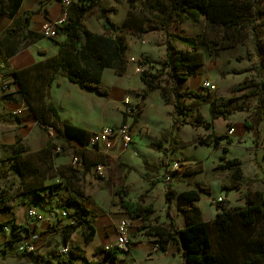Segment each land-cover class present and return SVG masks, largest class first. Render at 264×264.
<instances>
[{
	"label": "crops",
	"instance_id": "crops-1",
	"mask_svg": "<svg viewBox=\"0 0 264 264\" xmlns=\"http://www.w3.org/2000/svg\"><path fill=\"white\" fill-rule=\"evenodd\" d=\"M29 11H32L33 14L26 20L25 18ZM60 14L61 2L58 0H0V82L3 79H9V90L7 92H2L0 89V124H2L0 130H4L8 132V134H28L23 138L27 143L25 147H28L26 149L22 147L25 154L37 155V153H39L40 156H45L47 159L48 154L44 151L42 152V150L49 148L51 140L48 138V134L52 135V133L48 130L49 133L46 134L45 130L47 128H53L60 133V136L57 137L55 141L63 146V155H52L53 163H51V170L53 173L56 171H63L65 173V178H61L57 173V175L53 174L54 177L59 179L62 186L67 187L68 182H70L74 188L80 185V189L78 190H81L80 192L91 201L88 202L85 200L83 204L89 211L87 217H92L94 219L95 226V236L92 240L86 243L83 242L79 225L76 230L71 233L66 243L62 240V245L70 246L72 244H78L81 248L84 245L85 248L83 249L86 251L87 244L94 242L89 249V251H91L93 248L96 250L97 248L103 247L106 242H103L102 238L113 239L116 219L119 222L120 219L127 218L123 210V214H120L118 211L109 208L112 200V197H109V191L113 189L112 184L108 182V175L111 173L110 170L117 174L115 175L116 185L114 186V190L122 183V180L126 176L125 182L130 185L128 196H130V192L133 189H137L136 199L131 200L141 202L142 204H152L154 209V199L161 196V194L164 196L165 186L162 182V178L165 172H172L173 178L170 182H172V189L177 196V194L182 191L193 190L194 188L192 186L194 185L196 187L197 178L192 175L200 174L205 171L204 166L202 170L200 168L196 169V171L193 169V174H188L186 170L182 171L174 168L175 165H177L179 168L185 169L188 165L183 162L180 165L174 163V160L179 158L177 155L172 157L171 153L182 150L189 145L195 146V144H191V142H195V139L199 135L195 134L194 137V134H190L189 137L188 134H186L184 137H180L177 133L181 128L196 124L195 127H192L194 131L204 127L205 131L200 135L205 137L209 133L220 135L224 127L229 123L233 128V137L230 136L228 138L231 140V144H234L235 137L239 138L240 136L238 135V129H245V121H240L239 124L234 121V115L238 113L237 111H233L228 119L225 120L221 117L211 119L209 113L207 117H204L200 108L203 106L208 112V104H204L194 108V111L200 112L195 116H199L200 121L193 120L194 116L191 112L192 110L189 108L187 113L190 114L188 116L176 115L175 118L177 121L176 124L173 125L172 106L164 102L159 88L152 89L145 99H141V93L145 84L138 73L139 68H136L132 62L139 58H146L148 61L151 60L149 56L151 55V49L144 47L149 45H145V41L149 42V36H145V40H142L140 43H138V40L136 41L137 38L133 36L123 41L124 48L122 51V59L125 60L123 72H118L114 67H104L102 69L100 73L101 82L109 88L106 97L81 89L75 83L69 81L64 73L54 66L53 58H55L58 53L59 47L61 46L64 50L67 49L63 44L64 34L61 28L58 29L53 38H44L41 33L43 24L53 22L60 17ZM81 27L89 32H97L95 28L89 30L90 26L84 24V19L81 21ZM163 47L164 45L159 46V48ZM78 48L79 43L74 42L73 48H68L67 59L70 58L68 56L75 57L77 66L85 67L80 61L81 54ZM158 55L162 57L164 53L160 52L156 54V59ZM68 60L72 61L73 59ZM141 69H147V67L141 66ZM195 77L196 76H191L187 80ZM183 83H185L182 87L183 89L188 88L198 92V90L192 86L195 83L194 81L186 84L185 80ZM181 85L183 84L181 83ZM214 90L210 92L211 95H215L213 94ZM154 95L156 96V105L160 107V110L155 107L151 108V98ZM123 98H128L131 104L137 108L135 117L130 126L132 143L127 149L122 150L119 143H114L107 150L101 147H91L88 146L87 143L80 144L73 138H67L60 131L62 122H68L88 132L96 131L105 125L118 126L125 120L121 112V101ZM189 102H191V100L187 99L184 101V104L188 105ZM50 106L55 109L57 117L51 113L49 109ZM163 109L168 111L170 116V122H168L169 126L166 130H174L165 143V148H168V165L166 168L162 165L161 153L155 149V146L157 142H159L162 134L167 131L163 129H157L156 131L151 130V121L156 125ZM96 123H101V125H99L100 127L96 126ZM36 124L43 128L39 126L44 134L36 130ZM44 124H50L51 127L47 126L46 128ZM215 126L218 130L215 129ZM255 136L256 134H251V138ZM135 137H137V141ZM23 139L17 136L10 146L11 151L12 147L16 146L18 141ZM220 144L218 145L219 147ZM71 151L80 152V157H78L80 165L77 168L63 166L66 165L67 162H71L72 155L69 156ZM142 155H144V157L142 160L138 161V158ZM96 159L105 164V169L100 178L94 176ZM41 167H43V165ZM45 180L43 183H47V180ZM156 180L160 181L157 182ZM176 187H180V189L178 190ZM64 189L68 197L71 190ZM40 191L42 190H39L38 193ZM154 191L156 192L155 195L153 194ZM55 192H48L49 196L44 197L42 195L38 197V199H40L39 201L41 202L49 199L47 203L51 206L52 203L57 201L58 194H55ZM32 194L34 197H37L34 193ZM143 194L144 197L141 200ZM209 202L208 200V203ZM208 205L209 208H207V211H203L202 208H199L201 217L205 222L212 221L216 214L214 206ZM14 207L15 204L10 210L0 211V218L3 219V222L9 224L13 223L18 226L17 228L25 225L24 230L27 231L28 235L36 233L38 230L44 228L43 224L45 223V219L42 222L39 221L36 223L30 218H25L24 212L20 207ZM67 208L76 209L74 205H67ZM47 213L48 212H45V214ZM154 213L155 212H153V214ZM45 214H43V217H45ZM155 216L158 217L156 223L168 224L169 219L166 216V207L165 214H155ZM155 216L153 218H155ZM129 220L134 221L131 219ZM135 221H139V219H135ZM172 221L175 227L181 228L176 225L174 219ZM109 222H114V224L108 227L107 236L105 237L104 226ZM0 232L4 233L5 236V240H2L3 243H0V254H3V256H0V260L4 261V258L8 259L11 255L14 250V245H17L18 242L6 243L9 237L8 235L12 233L10 229L6 232L0 229ZM74 233L78 235L76 238L73 237ZM95 237L97 238L94 240ZM148 238L151 239L148 240V243H137L133 245L131 242L130 249L126 253L119 254L117 252L116 258L112 261V264H133V251L137 246L142 247V256L138 261L142 264H181L182 250L175 240H169L165 250L158 248L156 251L152 252L151 246L154 241H157L156 236L148 235ZM23 240L27 241L28 238L25 239L24 237ZM104 248L106 252L107 249L106 247ZM95 262L98 263L97 260Z\"/></svg>",
	"mask_w": 264,
	"mask_h": 264
},
{
	"label": "trees",
	"instance_id": "trees-1",
	"mask_svg": "<svg viewBox=\"0 0 264 264\" xmlns=\"http://www.w3.org/2000/svg\"><path fill=\"white\" fill-rule=\"evenodd\" d=\"M61 2V0H58ZM84 3L80 0L72 2L69 7V20L67 24L61 27L64 34L63 44L66 50L59 47L58 53L53 58L54 66L60 69L67 79L81 89L94 92L106 97L109 88L101 82L100 73L104 67H114L118 72H123L124 67H119L122 63V51L124 48L123 41L104 35H94L88 30L81 27V21L92 12L97 19L102 21L105 30L108 29L107 15L114 13V8H105L100 4V0H86ZM158 13L154 16L152 23L144 24L140 32L145 34L150 31H162L163 37L161 43L165 46V54L162 57L161 68L155 72L143 69L140 74L141 80L145 87L141 93V99H145L148 93L155 88H159L165 103L172 106L173 125L176 124L174 114L188 116V105L184 100H191L196 105L208 104V113L211 119L221 117L224 120L233 113L231 105L234 97L223 95H211L210 93L202 94L193 89L182 88L181 83L196 73L191 70L190 56L199 49L198 40L195 37L184 36L171 32L169 28L175 22L188 21L195 24L200 16L205 17V26L207 29H219V35L216 39L206 42V49L209 55H214L217 47L230 38V33L243 31L242 42L246 47L248 57H251L250 49L253 48L257 53L263 48L260 43V30L263 22L259 23L258 19L262 17L263 10L259 6L258 0H163L157 8ZM33 14L27 12L26 20ZM58 31V30H57ZM79 43L80 61L85 67H79L76 58L67 59L68 48H73V43ZM179 42L189 50H181L175 46ZM66 58V59H65ZM124 61V60H123ZM141 66H148L149 61L146 58L138 59ZM120 62V63H119ZM123 64V63H122ZM253 71L248 80L236 85L233 91H247L249 94L264 95V80L261 74V65L258 60L250 68L236 69L235 73H244ZM164 72L168 87H160L157 79ZM54 73V72H53ZM52 80V77H51ZM51 113L57 117L55 109L49 107ZM198 121L200 117L197 116ZM245 127H249L244 122ZM42 125V124H41ZM47 128L50 124H44ZM196 126V124H192ZM227 128L231 127L228 123ZM60 131L67 137L73 138L80 144H86L91 132L83 128L72 125L68 122H62ZM170 134L165 132L159 139L158 148L163 151L161 162L164 168L167 167L168 148H162V144L168 140ZM226 138V139H225ZM223 140L227 145L231 140L226 137L225 133L215 135L209 133L198 140L199 144L218 146ZM53 144L49 143V148L42 150L48 154L45 156L25 154L24 150L18 144L12 147L10 156L14 169L20 178V185H25V193H34L35 196L41 197L39 190L47 188L48 192L54 193L55 189L51 185L43 186V182L48 174L42 169V163L46 164L47 171H52L53 163ZM223 152L227 151L226 146L222 147ZM52 153V154H51ZM221 162L215 169L228 170L230 180L222 185L225 189H239L245 182L250 179L242 175L241 161L237 158L226 159L225 155L220 156ZM70 169V168H68ZM196 170V169H195ZM71 171V170H70ZM61 178H65L63 171H56ZM167 173H170L167 171ZM188 173V172H187ZM52 174V175H53ZM126 176L122 183L114 190L116 197L112 203L118 205L125 213L126 217L131 220L139 219L140 228L144 229L148 235L156 236L159 248L165 250L169 240L177 242L182 250L181 264H264V220H262L257 238L254 240L251 233L245 232L246 227L253 225L258 214L264 215V195L260 191H255L252 195L248 192L244 194L243 205H230L227 198H222L216 205V214L212 221L205 222L201 217L199 207L196 205L200 198V191L186 190L177 194L180 204V211L184 214L185 225L181 228L174 226L172 221V199L175 191L172 189V183L168 182L164 190L166 204V216L169 219L168 224L151 223V216L154 212L152 204H142L138 201L131 200L128 195L130 185L125 182ZM157 182L160 180H156ZM264 184V176L260 179ZM66 189H70L67 205H74L76 209L74 214H70V223L62 225L59 229L62 240L66 243L73 231L80 225V234L83 242H88L95 236L94 219L87 217L88 210L83 202L86 200L81 190L72 187L67 183ZM22 192V193H24ZM17 193L7 194L0 189V211L10 210L14 205L13 200ZM144 194L141 196V200ZM239 223V228H232L233 220ZM158 221V217L155 216ZM6 224H0V229ZM8 227V226H7ZM216 244L217 252L214 251ZM68 252L60 259L62 264H98L86 257L85 252L80 245L72 244L68 246ZM108 259L114 261L117 249L114 246L106 250ZM62 255V254H60Z\"/></svg>",
	"mask_w": 264,
	"mask_h": 264
},
{
	"label": "rangeland",
	"instance_id": "rangeland-1",
	"mask_svg": "<svg viewBox=\"0 0 264 264\" xmlns=\"http://www.w3.org/2000/svg\"><path fill=\"white\" fill-rule=\"evenodd\" d=\"M76 1L77 0H73V2ZM80 1L84 3L87 2L86 0ZM162 1L163 0H100V4L103 7H112L115 9L114 13L108 14L106 17L108 29L105 30L103 28L102 21L96 18L94 12L83 18L84 24L90 26L89 30H93L94 28L96 29L97 32H90L91 34L104 35L112 38H117L122 41H124L128 37L133 36L136 37V41L138 40V43H140L142 40H145V36H149V42L145 41V45H149L144 47L151 49V55L149 56L152 61L150 60L149 65L146 67L150 72H155L161 68L163 57H160L158 55L156 59V54H159L160 52L165 54V46L163 48H159L160 45H163L161 43L163 33L159 30L150 31L148 33L143 34L140 32V28L144 24L152 23L155 20L154 16L158 13L157 8L159 7ZM258 1L260 8L263 10V15L258 19V22H263L264 24V0ZM262 27L263 26H261L259 30L260 43L263 45V48L260 50V53H257L253 48H251L250 58L248 57L246 47L242 42L243 31L241 30H238L234 33H230V38L224 41V43H222L221 45H219L215 51V54L211 56L208 54V51L206 49V42L211 39H216L219 35V29L216 27L214 29H207L205 26V17L200 16L195 24H191L188 21L175 22L169 28L171 32L178 33L184 36L195 37L199 43L198 51L192 53L190 56V63L192 65L191 70L196 73V77L186 80V84L194 81L195 83L192 86L197 89L198 92H201L203 94L210 93V91L203 92L200 90V82L202 78H208L211 83L215 85L216 88L213 91V94L223 96L232 95L234 97V101L231 105V108L233 109V111L238 112L234 115V121L237 122V124H239L240 121H246L249 126L248 128L245 127V129L242 130L238 129V135L240 136L239 138L235 137L234 144L227 145L225 143V140H223L220 144V147H217L214 144L205 145L198 143V140L202 137L200 134L205 131L204 127H201L197 131H194V129L192 128L194 126L190 125L183 127L178 131L177 134H179L180 137H184L186 134H188V136L190 134H194L195 137V134H199L195 139V142H191V144H195V146H186L182 150L171 153V156L174 157L177 155V157L179 158L175 159L174 163L180 165L183 162L188 165V167H186L185 169L179 168V166L177 165L175 167V169H180L182 171L186 170L188 174H193V169L200 168L202 170L204 166L205 171L203 173L192 175L196 176L197 178V183L195 184L196 187L194 185L192 187L195 190L201 189L200 199L195 203L199 208H202L203 211L208 210V204L213 205L216 210V205L219 201L218 199H222L224 197L230 201V205H243L245 192H248L250 195H252L255 191H260L264 195V184L260 181V179L264 176V95L249 94L247 91H233V88L236 85L248 80L251 73H253L252 70L246 71L244 73H235L234 70L250 68V66H252L257 60L261 65V74L264 80V28ZM175 46L177 48H180L181 50H189L186 46L179 42H176ZM122 63L119 64L120 68L125 66V60H122ZM132 63H134L136 68H139L138 73L141 74L142 69L139 61L135 59ZM164 72H161V75L157 79V83L160 87L167 88L169 85ZM182 84L183 85L181 86L183 87L185 83L182 82ZM197 106L198 105H196L192 101L188 103V107L192 110L191 112L194 116L193 120H199L195 116L197 113L200 112L194 111V108ZM152 107L158 108V110H160V107L156 105L155 95L151 98V108ZM200 108L203 116L207 117V109L203 106ZM176 115L178 114H174V118L176 117ZM132 122L133 120L131 121V124ZM168 122H170V116L168 114V111L163 109L162 114L159 116L158 123L155 125V123L151 121V130H166L169 126ZM95 125L100 127L99 125H101V123H96ZM0 126L2 127V124H0ZM39 126L40 125L38 124L35 125L36 130L39 131V133L44 134V132L41 131L43 128L40 126L42 128L41 129ZM215 129L218 130L216 126ZM227 129V127H224L221 134L225 133L226 137L228 138L232 136L233 132L232 134H228L226 132ZM48 130L52 133V135L48 134ZM173 131V129H170L167 132L169 134H172ZM45 132L46 134H48V138L51 140L50 142L54 146L53 154L56 156L63 155V146L59 143H56L55 141V139L60 136V133L53 128H47ZM251 134H256V136L254 138H251ZM25 135L28 134H8V132L0 130V189L6 191L7 194L17 193L16 197L13 200V203L15 204V207H20L21 210H23L25 218H30L36 223L39 221L42 222L45 219V223L43 224L44 228L36 232L37 234H39V238L34 242V250L29 253L20 254L18 252V246L24 245L26 242H28L31 234L28 235L27 231L24 230L25 225H22V227L17 228L18 226L14 225L13 223H5L3 222V219L0 218V224H6L9 227L10 232H12L8 235L9 237L6 240V243L18 242L17 245H14V250L8 257V259L4 258V261L0 260V264H62V262H60V259L63 258V255H60L58 251L63 243L62 235L59 231V228L64 224L72 222L70 214H74V210L71 208H67L68 197L64 186L61 185L57 177H54V175L52 176V171H47L48 167L46 164L42 163V169H44V172L48 174L49 177H47V181L45 180L47 183L43 184L44 186L51 185L53 189L57 187V190H55V194H58L57 201L52 203L50 206L47 203L49 199L41 202L39 201L40 199H38V197H34L32 193L24 192L26 186L22 185L21 187L20 179L14 169V164L10 160V156L12 154L10 146L13 144L14 139H16L17 136L22 137L23 139ZM135 138L137 141V137ZM166 142L167 141L162 144V148H165ZM18 145L25 149L28 148L25 147L27 145L25 139L18 141ZM158 146L159 143L157 142L155 149L158 150L162 156L163 151H161ZM223 146H226V152H223ZM57 148L60 149L59 152H57ZM222 154L225 155L226 159H239L241 161L242 175L250 179L249 182H245L239 189H225L222 187L223 184L229 182L230 180V172L228 170L215 169L216 166L221 162L220 156ZM71 155L72 157H80V152L71 151L69 156ZM143 157L144 155L140 156L138 158V161L142 160ZM95 163L97 164L99 163V161L96 159ZM63 166L71 167L70 161L69 163L67 162L66 165ZM110 172L111 173L108 175V182L112 184L113 189L109 191V197H112L111 205L109 208L118 211L120 214H123L122 209L118 205H114L112 203V201L115 200L114 186L116 185L115 175L117 174H115L112 170H110ZM169 172L172 181L173 174L171 171ZM165 174L167 173L165 172L164 175ZM94 176L100 178L102 175H99L94 169ZM79 186H77L78 189H80ZM176 188L178 190L180 189V187ZM45 189H42V191H40L39 193L41 194V196L43 195L44 197H47L49 196V194L47 192V188ZM153 194L155 195L156 192L154 191ZM162 196L163 195L161 194V196H158L154 199L155 213L152 214V224L156 223L155 218H153L155 214H165L166 205L164 201V196ZM128 197L130 199H136L137 189H133L130 192V196ZM85 199L88 202H91L89 198L86 197ZM208 200L210 201L209 203ZM180 204L183 203H181V201H179L178 197L175 195L172 199V220L174 219L176 225L182 227L185 225V217L184 214L180 211ZM29 209L35 211L34 217H29L27 215V211ZM41 210L44 211L42 212ZM63 211L67 213V216H62ZM45 212H48L47 214L50 215L45 214ZM43 214H45V217H43ZM262 220H264V215L260 213L258 214L255 223L249 227H246L245 229V232L248 231V233H251V236L253 237L252 239L254 240L257 238V232L259 230V226ZM117 222L118 220L116 219V223ZM116 223L115 227L117 225ZM113 224L114 222H109L108 224H105V237L107 236L108 227L113 226ZM232 228H239V223L236 219L233 220ZM129 229L131 233V242L133 245L137 243H148V240H151L148 238V234L146 233V231L140 228V220L131 221ZM76 236H78L77 233H74L73 237L76 238ZM24 237L25 239L28 238V240H23ZM96 238L97 237H95L94 240ZM114 238L115 234L113 239L102 238L103 242L106 243H104L103 247L97 248L96 250L95 248H93V250L89 251L94 242L87 244L86 251L85 249H83L85 248L84 245L82 246V249L86 253V257L89 260H97L98 264H112V261L108 259L106 255L104 247H106L107 249L110 246H114ZM2 240H5V236L4 233L0 232V243H3ZM214 251L217 252L216 244L214 245ZM119 254L123 253L119 252ZM0 256H3V254H0ZM141 256L142 247H135L133 251V264H142L141 262H138L141 259Z\"/></svg>",
	"mask_w": 264,
	"mask_h": 264
},
{
	"label": "built area",
	"instance_id": "built-area-1",
	"mask_svg": "<svg viewBox=\"0 0 264 264\" xmlns=\"http://www.w3.org/2000/svg\"><path fill=\"white\" fill-rule=\"evenodd\" d=\"M73 0H61V14L60 17L53 22H47L42 26V36L44 38H53L57 30L63 26H65L69 20V7L72 4ZM0 89L2 92H7L9 90V79H3L0 82ZM215 89V85L211 83L208 78H202L200 82V90L203 92L212 91ZM137 108L131 104L128 98H123L121 101V112L125 118L122 123L118 126H103L100 129L91 132L89 136V140L87 142L88 146L91 147H101L104 150L109 149L114 143H119L122 150L127 149L132 143V135H131V121L134 119ZM228 134H232L233 128L229 127L226 131ZM60 149L57 148V152ZM70 165L72 168H77L80 165V160L78 157H72ZM176 167V165H175ZM174 167V168H175ZM95 171L101 175L105 169L104 163H97L94 166ZM162 182L166 187V184L170 182L171 176L170 173H167L163 176ZM220 200V199H218ZM27 215L29 217L35 216V211L29 209L27 211ZM62 216H67L65 211L62 212ZM73 222V221H72ZM130 223L131 221L127 218H122L119 220L115 227V240L114 247H116L117 252L126 253L130 249L131 240H130ZM4 232L9 231L7 225H3L1 228ZM39 238V234L33 233L30 235L28 242L24 245H20L18 247L19 253H29L34 250V242ZM111 247V246H110ZM159 248L158 241H154L151 246V251L154 252ZM69 247L67 245H62L59 248V253L62 255H66ZM108 249V248H107ZM129 264V263H127Z\"/></svg>",
	"mask_w": 264,
	"mask_h": 264
}]
</instances>
